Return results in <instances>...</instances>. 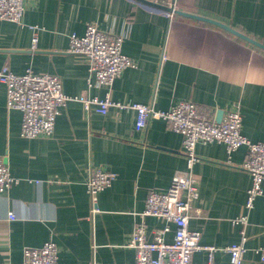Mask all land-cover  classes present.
Listing matches in <instances>:
<instances>
[{"label": "crops", "instance_id": "obj_1", "mask_svg": "<svg viewBox=\"0 0 264 264\" xmlns=\"http://www.w3.org/2000/svg\"><path fill=\"white\" fill-rule=\"evenodd\" d=\"M21 23L0 20V69L60 76L64 91L77 96L60 108L50 138L21 136L22 113L8 109L0 82V158L17 179L0 194V262L22 264L25 247L53 240L60 264H131V238L144 221L147 238L172 222L143 216L152 190L166 191L186 170L183 135L161 117L136 129L137 111L86 108L80 97L149 104L168 110L192 100L218 111L238 109L242 132L264 140V48L197 18L167 15L165 7L220 21L264 44V0H25ZM123 36V52L137 62L109 87L90 86L86 56L67 51L71 33L87 24ZM37 42L34 43V37ZM193 173L199 196L189 227L200 243L218 247L214 264H230L223 248L244 239L243 264H264V195L247 206L252 178L243 167L247 148L229 153L220 142L198 143ZM93 167L112 172L91 213L87 181ZM264 188V181H263ZM15 213L10 219L8 213ZM246 216V223L237 221ZM207 263L208 251L193 255Z\"/></svg>", "mask_w": 264, "mask_h": 264}, {"label": "built area", "instance_id": "obj_2", "mask_svg": "<svg viewBox=\"0 0 264 264\" xmlns=\"http://www.w3.org/2000/svg\"><path fill=\"white\" fill-rule=\"evenodd\" d=\"M25 10V0H0V20L21 23ZM174 14L175 7L167 11L170 17ZM33 41L37 42L36 36ZM123 41L122 35L88 23L84 34H70L67 51L87 57L92 74L90 86L109 87L125 68L137 66L135 59L123 52ZM0 82L6 86L8 109H17L22 113L20 134L27 139L52 137L60 108L70 100L79 98L67 94L60 76L53 73H36L27 69L18 74L5 65L0 69ZM80 98L86 108L94 105L102 114L108 113L111 107L135 109L137 130L144 129L154 115L163 118L173 130L183 135L188 168L174 175L166 191H150L142 213L143 216H154L174 223L173 239L165 240L164 235L170 230L168 224L156 230L153 238L148 239L145 222H139L131 238V245L136 249L135 261L131 264H214V253L218 247L201 244V233L189 227L193 202L199 196V181L193 173V166L199 159L196 146L198 143L220 142L226 145L229 153L242 146L247 148L243 167L252 178L247 198V206L251 208L255 198L264 195V140L252 141L243 134V117L238 109L224 112L222 120L218 122L207 105L192 100H180L168 110H156L149 104L115 101L109 93L104 98ZM113 179L112 172L97 167L91 169L87 189L93 215L100 211L97 202L99 193L109 187ZM16 180L9 165L0 158V194ZM8 217L15 219L16 215L10 211ZM237 221L246 223V216H241ZM202 249L208 251L207 263L193 260L194 253ZM223 249L230 255V264H243L246 250L244 239ZM22 264H60L58 244L49 240L39 247H25Z\"/></svg>", "mask_w": 264, "mask_h": 264}, {"label": "water", "instance_id": "obj_3", "mask_svg": "<svg viewBox=\"0 0 264 264\" xmlns=\"http://www.w3.org/2000/svg\"><path fill=\"white\" fill-rule=\"evenodd\" d=\"M165 8L167 10H169V11L174 9V7H165ZM175 12L177 14H179V15L192 17V18H197V19H201V20L208 21V22H211L213 24H216V25H218V26H220L222 28H225L226 30H228V31H230V32H232V33H234V34H236V35H238V36H240V37H242V38L254 43L255 45H258V46L264 48V44L263 43H260L259 41L251 38L250 36L245 35V34L237 31L236 29H234V28H232V27H230V26H228V25H226V24H224V23H222L220 21H216V20L211 19V18H207V17L195 15V14H192V13H188V12H185V11H182V10H179V9H177V10L175 9ZM223 115H224V111H218V113L216 115V121L220 122L222 120Z\"/></svg>", "mask_w": 264, "mask_h": 264}]
</instances>
